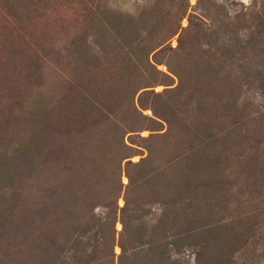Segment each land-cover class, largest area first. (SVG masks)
I'll return each mask as SVG.
<instances>
[{
	"label": "trees",
	"instance_id": "obj_1",
	"mask_svg": "<svg viewBox=\"0 0 264 264\" xmlns=\"http://www.w3.org/2000/svg\"><path fill=\"white\" fill-rule=\"evenodd\" d=\"M186 6L154 0L134 15L92 17L95 46L68 41V64L99 68L110 56L114 72L94 89L73 83L75 68L58 79L51 73L49 87L36 86L23 102L24 132L11 137L13 156H2L14 161L0 160L8 192L0 198V264H176L171 248L182 235L193 239L195 264H234L243 235L264 239V189H255L264 173V105L252 108L248 95L264 98V69L241 67L252 62L236 38L244 13L221 20L216 10L194 15ZM161 63L177 78L173 94L185 90L184 105L159 103L152 91ZM147 107L167 125L164 148L153 168L150 152L129 164L136 172L126 174L118 206L122 138L146 127ZM230 189L235 204L257 205L214 217L231 202ZM155 202L176 207L148 226L146 205Z\"/></svg>",
	"mask_w": 264,
	"mask_h": 264
},
{
	"label": "rangeland",
	"instance_id": "obj_2",
	"mask_svg": "<svg viewBox=\"0 0 264 264\" xmlns=\"http://www.w3.org/2000/svg\"><path fill=\"white\" fill-rule=\"evenodd\" d=\"M153 1L0 0V160L14 161L13 158L8 159L6 156L2 158V156L12 155L15 144L11 137L18 140L24 132L27 122L24 103L34 93L36 86L41 90L49 87L52 80V77H49L51 73L58 79L61 75L64 76L65 70L69 72L68 69L75 68L73 83L78 82L84 88L94 89L101 88L103 82L116 69L114 67L117 60H113L110 56L102 57L99 68L82 66L78 68L71 61L68 64V52L65 50L67 42L83 39V41L86 40V44L90 41V46L93 48L96 41L93 40L94 34H91L89 29L92 17L95 18L105 12L134 15ZM185 1L186 12L194 15L205 13L202 6L209 8V12L216 10L221 20H224L227 14L237 10L244 13L237 18V21L235 20L236 27H239L236 29L238 32L236 38L240 40V43H244V47L239 51L240 56L247 57L252 62L249 65L241 63V67L244 70L264 69V0H201L200 8L196 6V0H184V3ZM185 22L183 18L180 23L184 25ZM169 44L175 45V35L169 40ZM156 68L161 71L163 77L151 89L161 95L158 98L159 103L167 97H172L170 101L174 106H180V103L184 105L185 90L178 95L172 92L177 82L176 76L162 63L156 65ZM244 70L241 72L243 73ZM257 91L254 89L248 95L252 96L250 97L251 107L259 110L264 105V98L258 96ZM61 92L63 94L64 91L61 90ZM140 112L148 118L144 123L146 127L125 133L122 138L126 148L122 151L124 157L118 162V177L121 183V191L116 198L118 206L123 203L122 193L127 183L126 174L134 176L136 172L135 168L128 167L129 164L139 163L142 159H146L150 152L153 153L150 162L153 168L157 166L156 163L164 148L162 143L165 142L162 135L167 131L166 123L154 117L148 107L140 109ZM113 148L118 147L114 145ZM3 167L4 165L0 163V172ZM3 182L5 181L0 179V198L7 190ZM262 183H264V173L260 174V181L256 182L255 189L262 192L264 189ZM230 192L231 202L225 206L222 204L220 209H215L214 217H221V214L222 217L228 214H239L244 209L250 210L254 203L257 205L258 199L254 201L252 198L248 199L249 202L241 201V204H235L234 189H230ZM7 193L6 191L5 195H8ZM254 195L257 197L255 191ZM164 207L165 210H170L167 212L170 216L176 206H164L156 202L146 205L148 213L144 221L148 226L155 223L161 211H164ZM211 213L210 219H213V211ZM114 228L116 231L120 229L118 221H115ZM171 230L176 231L178 227ZM259 235L258 231H250L247 235H243L246 238L239 243L234 264H264V239H260ZM181 238L182 240L175 242L171 248L173 259L176 264H195L196 248L190 245L193 242L192 237L182 235ZM117 250L118 248L114 247L115 253Z\"/></svg>",
	"mask_w": 264,
	"mask_h": 264
},
{
	"label": "water",
	"instance_id": "obj_3",
	"mask_svg": "<svg viewBox=\"0 0 264 264\" xmlns=\"http://www.w3.org/2000/svg\"><path fill=\"white\" fill-rule=\"evenodd\" d=\"M116 253H118V250L116 251Z\"/></svg>",
	"mask_w": 264,
	"mask_h": 264
}]
</instances>
